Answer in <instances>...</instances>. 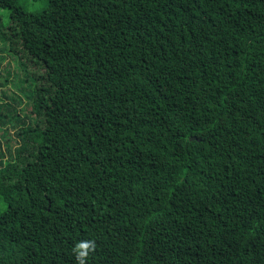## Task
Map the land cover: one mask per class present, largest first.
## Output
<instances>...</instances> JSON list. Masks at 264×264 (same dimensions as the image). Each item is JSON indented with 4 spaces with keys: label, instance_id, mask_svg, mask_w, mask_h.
<instances>
[{
    "label": "trees",
    "instance_id": "16d2710c",
    "mask_svg": "<svg viewBox=\"0 0 264 264\" xmlns=\"http://www.w3.org/2000/svg\"><path fill=\"white\" fill-rule=\"evenodd\" d=\"M41 1L0 5L37 83L0 102V264L82 239L87 264H264V0Z\"/></svg>",
    "mask_w": 264,
    "mask_h": 264
},
{
    "label": "rangeland",
    "instance_id": "374dc122",
    "mask_svg": "<svg viewBox=\"0 0 264 264\" xmlns=\"http://www.w3.org/2000/svg\"><path fill=\"white\" fill-rule=\"evenodd\" d=\"M21 3L29 9H37L41 7L42 1L41 0H21ZM3 0H0V5H3ZM0 13L3 15L6 13L5 8H0ZM4 20H6L4 16ZM1 43V42H0ZM11 52L15 54V57L17 58L14 60L12 56L7 51H0V102L1 101H8L9 99H5L3 96V91H12L17 93L20 98L22 99L21 105H19L21 114L29 113L32 109V102L33 100H30L27 98L29 95V92L33 94V99L37 97V93L34 92L35 87L37 86V83H34L29 87V84L26 82H23V84H17V80H23L25 79V75L19 70V61H22L23 57L17 50V45L15 43H11V48H9ZM18 60V61H17ZM37 71L31 72L28 74V76H32L33 78H36ZM12 132V129L11 131ZM10 144L13 146H17V141H15V138L10 141ZM14 264V263H12Z\"/></svg>",
    "mask_w": 264,
    "mask_h": 264
},
{
    "label": "clouds",
    "instance_id": "9594fccd",
    "mask_svg": "<svg viewBox=\"0 0 264 264\" xmlns=\"http://www.w3.org/2000/svg\"><path fill=\"white\" fill-rule=\"evenodd\" d=\"M96 247V241L93 239H82L77 241L72 248L76 264H87L90 253L94 252Z\"/></svg>",
    "mask_w": 264,
    "mask_h": 264
}]
</instances>
